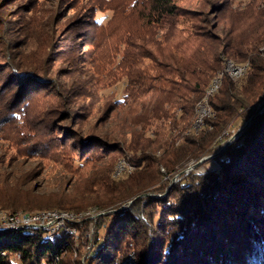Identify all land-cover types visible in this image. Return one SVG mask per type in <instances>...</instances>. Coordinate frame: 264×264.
<instances>
[{
  "label": "trees",
  "instance_id": "obj_1",
  "mask_svg": "<svg viewBox=\"0 0 264 264\" xmlns=\"http://www.w3.org/2000/svg\"><path fill=\"white\" fill-rule=\"evenodd\" d=\"M181 1H134L126 16H134L137 27L122 30L118 39L129 99L117 101L112 111L122 116L130 140L107 146L130 153L136 170L114 180L104 167L85 200L99 211L125 210L97 217L96 245L89 251L79 245V259L71 256L74 242L68 232L0 231V264H40L53 257L61 264H115L131 254L135 264H264V109L221 155L180 175L165 193L173 176L214 153L263 100L264 54L259 48L264 43V0H249L239 11L221 0L211 13L216 22L204 21L211 28L207 32L184 26V18L202 15L182 7ZM88 25L95 28L97 22L89 20ZM225 59L247 62L248 70L236 83L227 76L222 79L209 100L214 117L193 133L189 129L196 104ZM5 65L1 70H13L16 77L0 75V132L13 133L15 122L27 116L26 107L40 91L22 78H42L31 69ZM135 109L140 111L138 121L128 126L126 114ZM150 120L161 122L151 137L134 128L143 129ZM83 142L73 144L83 160L98 158L97 152L104 150L97 147L102 142L95 135ZM48 146L40 143L27 150L43 152ZM142 193L159 196L133 200ZM76 201L39 205L10 200L0 201V208L30 213L82 210L85 205Z\"/></svg>",
  "mask_w": 264,
  "mask_h": 264
},
{
  "label": "rangeland",
  "instance_id": "obj_2",
  "mask_svg": "<svg viewBox=\"0 0 264 264\" xmlns=\"http://www.w3.org/2000/svg\"><path fill=\"white\" fill-rule=\"evenodd\" d=\"M134 1L0 0V75L7 73L6 79L16 77L13 70H1L7 63L14 65L15 69H31L42 78H22L27 86L40 90L33 98L36 101L26 107L27 116L15 122L17 126L13 133L0 132V201L11 200V203L18 204L33 201L45 205L77 200L85 205L79 211L49 210L76 215L79 223L71 225L79 233V241L73 240L71 252L72 258L76 259H79V245L88 251L96 245V224L89 244L82 240L87 223L91 222L88 219L94 217L97 221V217L104 213L85 200L94 189L96 173L108 167L109 175L119 180L136 170L130 162V153H117L113 151L114 147L107 146L112 143L122 146L130 140V129L124 128L126 124L122 123V116L116 115L112 108L117 101L129 99L127 78L121 69L122 46L118 39L122 30L137 27L135 17L126 16ZM248 1L223 0L230 4L232 11L244 9ZM220 2L181 1L179 5L202 15L184 18V26L190 31H210L204 21L216 22L211 13L213 6ZM89 20L92 24L97 22L95 28L90 24L85 26ZM224 61H229L233 67L247 63ZM230 64L220 71L224 73L222 79L229 78ZM144 65L151 66L147 61ZM139 112L135 109L126 114L127 120L123 117L128 126L138 121ZM160 123L150 120L143 129L140 126L134 128L151 137V132ZM89 135H95L102 142L97 147L104 150L97 152L98 158L83 160V155L73 144H86L83 140ZM40 143L49 146L43 152H28L27 148ZM93 150L89 155L92 156ZM156 155L160 152L157 151ZM43 211L48 210L36 212ZM30 212L0 208L1 214ZM102 233L99 230V238Z\"/></svg>",
  "mask_w": 264,
  "mask_h": 264
},
{
  "label": "bare ground",
  "instance_id": "obj_3",
  "mask_svg": "<svg viewBox=\"0 0 264 264\" xmlns=\"http://www.w3.org/2000/svg\"><path fill=\"white\" fill-rule=\"evenodd\" d=\"M259 51L261 53H264V43L259 48ZM229 64H230L229 61H225L224 62V66L229 65ZM248 67H249V65L247 63L244 66H242V67H237V66L233 67L230 64V68H229L228 71H245V74H246V72L248 70ZM228 74H229L228 75L229 78L233 82H235V83L238 82V81H240L242 79V78H238L237 76H235L232 73H228ZM223 75H224V73H222V72L221 73L220 72L217 73V76H215L214 78H212L211 81H210V83L206 87V89L204 91V95L202 96L201 100H199V102L196 104V107H195V119L193 121V124L190 126L189 131L194 132L198 126H201L202 118H203V108L204 109H211V106L209 104V100L219 90V87L221 85V81H222ZM225 75H227V74H225ZM215 80L217 81L216 82V85H215ZM213 86H214V88L211 89ZM213 117H214V112L211 109V118H213ZM201 129L202 128H198L197 129V132H199ZM25 215H29L31 217H43V218H52V217H55V219H58V220H66V219L76 220V215L75 214H71L70 215V214H67L65 212H60V211H49L48 210V211H43V212H35V213H31V214H29V213L28 214H26V213L25 214H21V213L20 214H18V213H16V214H4V213H2L1 214L0 213V216L1 217H13V216H25ZM101 215H103V214L101 213L100 216ZM81 219H83V218H81ZM90 219H94V217H92V218L90 217L88 220H90ZM76 224H78V223L77 222H69V230H71V231H65V232H68L72 236L74 242H76L77 240L79 241L78 234H76V233L73 232V231H77V229L74 228V226H71V225H76ZM33 229H42V228L41 227H33ZM13 230L15 231V230H25V229L24 228L0 227V231H13ZM49 234H53V233H49ZM132 258H133L134 264H135V257H134V255H132ZM44 262L45 263H56V257H53V258L48 259V260H44L40 264H43ZM57 264H61L60 263V258L57 259ZM115 264H120V262H117Z\"/></svg>",
  "mask_w": 264,
  "mask_h": 264
},
{
  "label": "built area",
  "instance_id": "obj_4",
  "mask_svg": "<svg viewBox=\"0 0 264 264\" xmlns=\"http://www.w3.org/2000/svg\"><path fill=\"white\" fill-rule=\"evenodd\" d=\"M228 73H232L238 78H244L245 76V71H229ZM216 82L217 81L215 80V85H216ZM214 86L211 89H213ZM210 118H211V109L203 108V118H202L201 126H198L193 133H196L198 128H204L205 121ZM90 221L91 222L89 224L87 223V228L84 231L85 232V235L83 237L84 239H82L88 244H89L91 235L93 236V233H94V224L96 222V219L90 220ZM69 222L79 223L78 220H69V219L58 220V219H55V217L43 218V217H31L29 215L13 216V217H1L0 216V227L24 228V229H33V227H41L44 230V232L54 233V234L62 232V231H71L69 230ZM73 232L79 235L78 231H73ZM58 258L59 257H56V263H45L44 262L43 264H57ZM120 264H134L132 255L120 261Z\"/></svg>",
  "mask_w": 264,
  "mask_h": 264
},
{
  "label": "water",
  "instance_id": "obj_5",
  "mask_svg": "<svg viewBox=\"0 0 264 264\" xmlns=\"http://www.w3.org/2000/svg\"><path fill=\"white\" fill-rule=\"evenodd\" d=\"M264 54V53H263ZM263 93H264V90H263ZM264 109V97H263V100L261 101V103L256 107V109L254 110L253 114L251 115V117L243 123V125L238 128L232 135H230L228 137V139L212 154L210 155H207L203 158H201L200 160H198L197 162L195 163H190L189 166L184 169L183 171L179 172L178 174H176L175 176H173L171 179H170V182L168 184V187L165 191V193L168 191V189L178 180V177L184 173H187L191 170H194L197 166L201 165L202 163L210 160V159H213L217 156H219L225 149L226 147L232 142V140H234L249 124L250 122L254 119V117L256 115H258L262 110ZM163 170H161L162 172ZM164 179H167V177H164ZM164 193V194H165ZM146 196H156V195H152V194H149V193H144V194H140L139 196L135 197L133 200L137 199V198H140V197H146ZM132 201H129L128 202V205L131 204ZM126 207L124 206H121L119 207L118 209H115V210H111V211H108L107 214L109 213H116V212H121L123 210H125ZM103 216L105 215V212L102 213Z\"/></svg>",
  "mask_w": 264,
  "mask_h": 264
}]
</instances>
